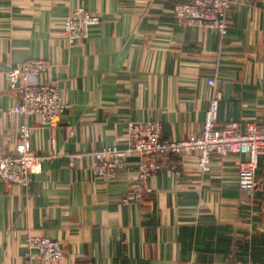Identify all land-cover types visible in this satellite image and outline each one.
<instances>
[{
  "label": "crops",
  "instance_id": "obj_1",
  "mask_svg": "<svg viewBox=\"0 0 264 264\" xmlns=\"http://www.w3.org/2000/svg\"><path fill=\"white\" fill-rule=\"evenodd\" d=\"M228 1L220 38L175 22L171 9L189 0H0V148L27 125L39 159L27 186L0 180V264H264V156L251 191L237 187L238 156H212L208 171L171 158L139 202L126 196L140 158L108 182L88 171L94 152L126 147L133 122L159 123L164 140L198 136L216 92L215 128L264 132V0ZM79 8L100 24L68 47L59 26ZM32 60L50 64L33 82L56 84L67 106L52 126L11 112L19 95L5 73ZM30 237L61 242L63 259L23 258Z\"/></svg>",
  "mask_w": 264,
  "mask_h": 264
},
{
  "label": "built area",
  "instance_id": "obj_2",
  "mask_svg": "<svg viewBox=\"0 0 264 264\" xmlns=\"http://www.w3.org/2000/svg\"><path fill=\"white\" fill-rule=\"evenodd\" d=\"M229 9L228 0H189L185 4L175 5L171 14L177 24L207 29L224 38L228 29ZM99 24L98 15L79 8L62 21L58 34L66 46L72 47L87 41L91 31ZM49 68L48 61L32 60L5 73L9 89L16 90L19 95V101L11 109L12 113L34 115L39 124L45 126H52L65 114L67 106L56 84L33 82L38 75L46 74ZM20 80L23 81L22 86H18ZM207 84L214 88L215 80L209 79ZM220 100L221 94L214 93L200 134L190 135L186 140L162 139L160 124L157 122L128 124L125 148L104 147L91 155L88 171L92 178L111 181L115 172L122 169L130 159L140 158L137 185L126 196V201L139 202L140 192L147 189V181L171 158L182 159L193 155L197 158L199 168L208 171L212 156L222 159L238 156L237 187L242 191L253 190L257 186L255 173L258 162L264 156V132L259 131L255 123L247 124L242 133L238 132L237 124L215 128ZM30 136L31 128L21 125L14 149L5 152L0 148V180L7 187L27 186L37 166L39 159L30 152ZM63 257L64 246L59 241L42 237L26 239L23 258L27 260L57 262Z\"/></svg>",
  "mask_w": 264,
  "mask_h": 264
},
{
  "label": "water",
  "instance_id": "obj_3",
  "mask_svg": "<svg viewBox=\"0 0 264 264\" xmlns=\"http://www.w3.org/2000/svg\"><path fill=\"white\" fill-rule=\"evenodd\" d=\"M219 87H221V84H219ZM231 97L230 94V85L229 84H224V99L229 100Z\"/></svg>",
  "mask_w": 264,
  "mask_h": 264
}]
</instances>
